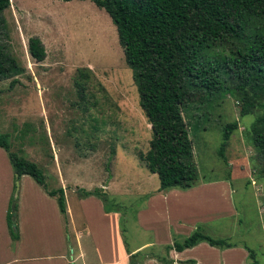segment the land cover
<instances>
[{
	"label": "rangeland",
	"instance_id": "rangeland-1",
	"mask_svg": "<svg viewBox=\"0 0 264 264\" xmlns=\"http://www.w3.org/2000/svg\"><path fill=\"white\" fill-rule=\"evenodd\" d=\"M2 18L0 49L22 68L21 74L0 81V133L8 135L10 151L35 163L48 189L62 178L66 189L75 184L105 192L106 205L115 204L122 211L120 228L126 231L130 249L152 242L151 233L136 228L129 218L131 209L158 187L156 176L138 159L148 149L150 126L139 108L131 71L109 17L89 0H9ZM32 37L43 46L41 62L28 54ZM238 111L239 104L229 96L180 108L197 172L195 187L220 180L229 184L233 213L224 217L213 205L217 216L201 230L244 244L264 264V181L251 169L254 150L247 135L256 113L240 118ZM232 122L237 127L222 144L223 129ZM5 177L0 159V199ZM25 181L20 177L17 188L14 181L9 188L15 205ZM210 193L205 190L195 196L193 192L188 199L214 200ZM149 249L161 251L156 245ZM191 258L246 264L235 253L218 255L203 248L183 253L184 260Z\"/></svg>",
	"mask_w": 264,
	"mask_h": 264
},
{
	"label": "trees",
	"instance_id": "trees-1",
	"mask_svg": "<svg viewBox=\"0 0 264 264\" xmlns=\"http://www.w3.org/2000/svg\"><path fill=\"white\" fill-rule=\"evenodd\" d=\"M89 1L109 17L124 62L131 71L138 105L151 132L148 149L138 159L148 173L156 176V192L188 190L197 183L181 106L223 96L239 104L240 118L256 113L247 134L254 150L250 162L253 173L264 181V0ZM8 6L9 0H0V27L2 12ZM27 51L35 62L44 59L43 46L35 37L28 39ZM21 73L22 68L15 60L0 49V81ZM236 127L237 122L224 127L222 144ZM222 144L219 154L223 158ZM0 149L16 176L14 180L21 175L29 176L46 195L56 200L65 221L63 190L48 189L40 168L10 151L6 133H0ZM79 193L83 197L104 198L98 189ZM6 225L10 239L15 241L17 233L15 226L11 227L10 209L6 213ZM121 233L125 242L123 228ZM201 242L219 249L236 246L203 234L197 226L181 241H173L164 249L181 252ZM241 247L247 253L248 264H259L253 250L244 244ZM140 255H130V264H135V258ZM157 260L171 264L164 258ZM177 264H193V261Z\"/></svg>",
	"mask_w": 264,
	"mask_h": 264
},
{
	"label": "crops",
	"instance_id": "crops-1",
	"mask_svg": "<svg viewBox=\"0 0 264 264\" xmlns=\"http://www.w3.org/2000/svg\"><path fill=\"white\" fill-rule=\"evenodd\" d=\"M0 159L6 176V188L0 199V264H130V255L135 253L141 254L137 256L138 260L135 258V264H161L157 260L161 258L171 264L187 260H192L193 264H211L196 258L183 259L186 250L193 252L201 248L218 255L235 253L248 264L246 251L241 244L236 243L235 247L226 249L210 247L205 242L181 252L164 249L165 246L172 245L173 241H177L173 240L175 236L184 232L188 236L197 226L203 228L210 222L209 219L216 217V210H211L213 205L220 207L219 215L225 214L224 217L227 218L231 216L233 208L228 196L227 180L209 181L202 183L201 187L194 185L188 190L170 189L146 195L131 209L129 218L132 217L136 228L144 233H151L152 242L130 249L125 237V242L122 238L121 209L115 204L107 206L105 192L102 190L104 198L96 195L83 197L79 193L80 190L91 191L100 188L95 186L83 189L70 184V189H66L67 184L61 178L53 189L63 190L64 221L56 200L46 195L29 176L21 175L26 181L20 185L19 199L14 209L17 239L12 241L6 225V213L10 205L9 188L13 181L18 183L20 177L14 180L15 176L2 149ZM203 189L210 190L212 198L215 199L203 203L188 199L193 196V192L195 196L202 194L205 191ZM196 202L204 208H200ZM125 232L124 229V235ZM217 239L232 243L227 238ZM149 245L160 246L161 251L154 252L149 249L151 247H144Z\"/></svg>",
	"mask_w": 264,
	"mask_h": 264
},
{
	"label": "water",
	"instance_id": "water-1",
	"mask_svg": "<svg viewBox=\"0 0 264 264\" xmlns=\"http://www.w3.org/2000/svg\"><path fill=\"white\" fill-rule=\"evenodd\" d=\"M15 178H16V176H15ZM17 185H18L17 181H14V187H15V189L17 188ZM9 209H10V220L12 222L11 227L14 229V219H15V215H14L15 202L14 201H12L10 203Z\"/></svg>",
	"mask_w": 264,
	"mask_h": 264
}]
</instances>
